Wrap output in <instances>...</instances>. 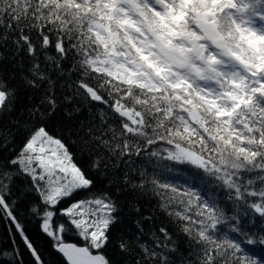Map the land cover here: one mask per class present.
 <instances>
[{
    "label": "snow or ice",
    "instance_id": "snow-or-ice-1",
    "mask_svg": "<svg viewBox=\"0 0 264 264\" xmlns=\"http://www.w3.org/2000/svg\"><path fill=\"white\" fill-rule=\"evenodd\" d=\"M10 47L33 58L31 88L54 89L40 57L61 75L70 61L67 74L77 79L69 86L104 109L102 134L89 133L93 147L146 156L153 185L178 194L175 215L196 248L191 264H257L245 245L264 246V230L245 228L239 212L206 190L218 186L245 218H264V0H0V49ZM44 95L54 111V91ZM15 103V90L0 78V115ZM113 114L118 126L107 124ZM42 115L29 111L26 123L34 126L20 147L0 154V222L10 238L0 264H24L16 236L33 264H43L20 223L21 205L64 264H111L102 249L118 205L92 191L94 180L39 122ZM68 231L81 243L67 242ZM160 231L164 239L152 250L135 241L147 257L172 243ZM119 247L131 253L132 242Z\"/></svg>",
    "mask_w": 264,
    "mask_h": 264
},
{
    "label": "trees",
    "instance_id": "trees-1",
    "mask_svg": "<svg viewBox=\"0 0 264 264\" xmlns=\"http://www.w3.org/2000/svg\"><path fill=\"white\" fill-rule=\"evenodd\" d=\"M40 62L44 71L51 76L54 84L52 90L47 87L36 89L28 86L34 60L26 52L18 51L14 47L0 49V78L6 80L16 92L13 110L0 115V154L9 155L12 148L20 147L26 131L34 126V123H26L29 119L28 113L39 108L43 112L39 122L45 124L53 135L61 137L68 144L75 162L94 180L92 191L109 193L118 205V221L110 232L109 244L102 249L111 264H134L137 260H141L142 264H162L161 258L165 255L168 264H191V261L196 259V248L183 233L181 222L175 215V210H182V206L177 205L172 199L178 194L153 185V168L147 163L146 156H122L102 144L93 147L94 140L89 133L102 134L101 130L106 125L101 123L99 116L104 109L98 104L90 103L69 86L77 79L75 75L67 74L70 61H64L63 75L57 73L52 66H45L43 57H40ZM92 83L95 84L96 81ZM45 91H54L57 101L54 111H47L49 104L44 95ZM32 119L35 122V117ZM106 119L108 125H119L115 114ZM6 145L11 147L8 151H3ZM98 159L100 167L99 170H95L93 164ZM142 172L145 174L142 175ZM206 191L214 192L221 205L229 211L239 212L245 228L253 232L264 230V218L251 212L245 218L244 210L234 209L221 188L211 185ZM17 214L43 264H64L63 257L54 247V241L41 231L40 220L29 213L23 205L19 207ZM162 228L167 230L172 243L168 248L155 249L160 253L159 257H147L141 245L135 241L141 240L149 250H152L154 244L164 239L160 231ZM15 240L24 264H33V257L20 237L16 236ZM65 240L81 243L72 231L66 232ZM121 241L132 242L131 253L121 251L119 247ZM0 246H10L4 222H0ZM173 248L175 250L170 251ZM245 248L257 260V264L264 260V246L245 245Z\"/></svg>",
    "mask_w": 264,
    "mask_h": 264
},
{
    "label": "water",
    "instance_id": "water-1",
    "mask_svg": "<svg viewBox=\"0 0 264 264\" xmlns=\"http://www.w3.org/2000/svg\"><path fill=\"white\" fill-rule=\"evenodd\" d=\"M58 252V251H57ZM59 253V252H58ZM60 254V253H59ZM61 255V254H60ZM62 256V255H61ZM64 259V258H63Z\"/></svg>",
    "mask_w": 264,
    "mask_h": 264
}]
</instances>
